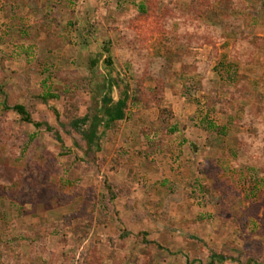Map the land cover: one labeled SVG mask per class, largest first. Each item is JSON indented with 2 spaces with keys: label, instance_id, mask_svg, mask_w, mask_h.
<instances>
[{
  "label": "rangeland",
  "instance_id": "obj_1",
  "mask_svg": "<svg viewBox=\"0 0 264 264\" xmlns=\"http://www.w3.org/2000/svg\"><path fill=\"white\" fill-rule=\"evenodd\" d=\"M54 11L0 0V264H264V0Z\"/></svg>",
  "mask_w": 264,
  "mask_h": 264
},
{
  "label": "trees",
  "instance_id": "obj_2",
  "mask_svg": "<svg viewBox=\"0 0 264 264\" xmlns=\"http://www.w3.org/2000/svg\"><path fill=\"white\" fill-rule=\"evenodd\" d=\"M107 65H110V60H106ZM97 64V60L92 61L91 63V69L93 67H95ZM123 98H120L117 102H112L110 100V98H107L104 100L103 102V107L102 110L100 112V115L95 117V122L94 125L91 129V131L88 132L86 138L88 141V144L90 145L94 139H95V134L97 131V128L102 125L105 128L109 127V125L113 124L114 122L117 121H122L124 119V109L126 108V104L129 100L128 97V89H126L125 92L122 93ZM57 96H55L54 94H44L42 96H40L38 98L39 102L42 104H46L49 100L51 99H56ZM8 110H11L13 112H15L16 114H18L19 116H21V119L24 123L29 124V125H33L36 129H44V131H46L47 133H52L53 130L52 128L46 124V123H36L32 120L31 118V114L27 111V109L25 108V106L23 105H15L11 108H7ZM166 113L165 110L161 111V116ZM86 123V118H73L70 121V126L72 127V129H74L75 131L79 132L81 127ZM55 135V138L57 141H59V137ZM264 162V160H263ZM215 260L218 261H225V258L222 256H216V255H211L210 257V261L209 264H214ZM245 264H257L254 261H247L245 262Z\"/></svg>",
  "mask_w": 264,
  "mask_h": 264
},
{
  "label": "crops",
  "instance_id": "obj_3",
  "mask_svg": "<svg viewBox=\"0 0 264 264\" xmlns=\"http://www.w3.org/2000/svg\"><path fill=\"white\" fill-rule=\"evenodd\" d=\"M42 1L44 3L50 2V4L52 5V9L55 10L54 12H56V14L58 15V18H62V17L64 18V16H65V20L67 19V21L61 27L63 29H66V26L70 23V22H68L69 20H72L73 23L76 24V27L79 28V29H81V27H83L85 25V23L87 21H89V19L85 15L84 10H85V7H86L87 4L93 3V0H47V1L46 0H42ZM101 1L102 0H99V4L100 5H101ZM103 1H106V0H103ZM71 3L77 5L76 10H71L70 13L68 12L69 15L68 14L66 15V13H67V11H65L66 10V6L70 5ZM26 18H28V15H26L24 19H26ZM36 27H37V31L35 29L36 33L38 32L40 34L41 31H42L41 27L40 26L38 27L37 25H36ZM53 29H55L54 26H53ZM43 34H45V32ZM92 61L93 60H91L89 62V66H91ZM96 66H97V64H96ZM95 67H93L92 69H94ZM106 67H107V65H106ZM222 99H224V98H222ZM117 101H115V102H117ZM112 102H114V101H112ZM243 103L247 104V99L244 98V102Z\"/></svg>",
  "mask_w": 264,
  "mask_h": 264
}]
</instances>
